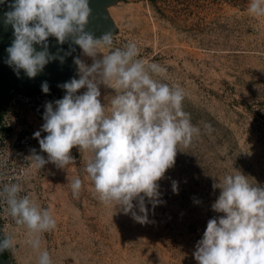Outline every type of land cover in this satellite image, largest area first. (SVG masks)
I'll return each instance as SVG.
<instances>
[{
  "label": "rangeland",
  "instance_id": "1",
  "mask_svg": "<svg viewBox=\"0 0 264 264\" xmlns=\"http://www.w3.org/2000/svg\"><path fill=\"white\" fill-rule=\"evenodd\" d=\"M249 4L123 0L108 7L115 32L113 47L106 51L135 42L139 58L166 68L164 76L154 78L184 89L183 110L201 132L189 147H180L174 167L158 182L162 202L154 210L148 205L145 224L99 199L85 171L89 154L74 147L75 165L60 169L47 163L51 176L42 187L32 181L27 195L53 210L56 228L42 235L53 264H198L197 242L208 221L223 215L212 209L221 191L213 185L238 170L264 187V17L250 14ZM80 50L91 65L92 58ZM100 91L107 106L115 90L101 85ZM57 95L62 99L65 94ZM205 124L212 125L211 133ZM45 135L41 131V138ZM75 176L83 182L78 196L68 183ZM10 231L16 241L6 251L10 263L38 264L27 229L16 224Z\"/></svg>",
  "mask_w": 264,
  "mask_h": 264
},
{
  "label": "clouds",
  "instance_id": "2",
  "mask_svg": "<svg viewBox=\"0 0 264 264\" xmlns=\"http://www.w3.org/2000/svg\"><path fill=\"white\" fill-rule=\"evenodd\" d=\"M11 9L4 14V23L11 25L14 36L6 49V63L18 76L23 70L35 78L57 59L63 64L76 51L71 44L93 61L88 65L79 55L73 56L77 75L58 85L65 90L62 99L45 103L44 123L33 136L47 159L32 149L27 158L31 167L75 165L71 150L76 147L89 154L85 171L99 199L130 213L141 224L148 223V205L154 210L162 202L158 182L174 167L180 147H189L201 132L183 110L184 89L155 79L167 69L139 58L135 42L106 51L113 47V33L96 37L85 30L92 12L89 0H13ZM248 12L264 17V0H250ZM49 37H55L59 45L71 38V44L67 50L57 48L51 53ZM98 54L102 55L98 58ZM101 85L116 93L107 106L100 100ZM41 88L49 93L47 81ZM81 89L86 91L78 94ZM204 128L213 131L211 124ZM41 131L47 133L43 138ZM5 160L0 155V168ZM4 179L0 174V214L10 215L27 229V243L39 253L38 264H53L49 251L42 247V235L56 228L53 210L21 195L20 183H4ZM68 183L78 196L81 178L75 176ZM213 187L221 191L212 209L223 215L208 221L197 242L194 257L198 264H264V187L250 183L238 170ZM172 189L178 191L177 181L172 182ZM15 244L11 236L0 239V252L14 249Z\"/></svg>",
  "mask_w": 264,
  "mask_h": 264
},
{
  "label": "built area",
  "instance_id": "3",
  "mask_svg": "<svg viewBox=\"0 0 264 264\" xmlns=\"http://www.w3.org/2000/svg\"><path fill=\"white\" fill-rule=\"evenodd\" d=\"M58 99V95L50 90L46 94L42 89L32 92L15 89L0 105V155L6 158L0 174L5 178L4 183H20L21 195H27L28 185L37 173V169L31 167V160L27 159L38 141L33 136L36 124L44 123L45 103ZM14 225V218L0 214V233L5 237L11 234Z\"/></svg>",
  "mask_w": 264,
  "mask_h": 264
},
{
  "label": "water",
  "instance_id": "4",
  "mask_svg": "<svg viewBox=\"0 0 264 264\" xmlns=\"http://www.w3.org/2000/svg\"><path fill=\"white\" fill-rule=\"evenodd\" d=\"M123 0H89V6L92 12L89 16L88 24L85 26L86 31L92 32L96 37H100L103 33L111 31L115 32V26L111 17L108 16V7ZM13 0H5V3L0 4V104L5 102L9 94L19 89L22 91L32 92L41 88L44 81L49 84V90L56 94H65V90L58 85L69 81L75 76L77 66L73 63V56L78 55V45L71 44V38L63 45H59L55 37H49L48 43L50 45V52L56 53L57 48H63L67 50L71 44V47L75 48L71 56H67L63 64L59 59L50 61L35 78H29L20 70L19 76L14 72L13 68L7 63L8 53L6 49L11 45L14 36L11 25L5 24L4 14L11 11V4ZM37 50H41V46L35 45ZM63 55V53H59ZM1 239V238H0ZM0 264H11L6 250L0 252Z\"/></svg>",
  "mask_w": 264,
  "mask_h": 264
},
{
  "label": "crops",
  "instance_id": "5",
  "mask_svg": "<svg viewBox=\"0 0 264 264\" xmlns=\"http://www.w3.org/2000/svg\"><path fill=\"white\" fill-rule=\"evenodd\" d=\"M37 152L40 153L41 150L37 148ZM41 155H43L46 159L44 152H41ZM50 174H51V167H49V165L46 164L42 169L37 170L36 176L33 181L34 183H37L41 185L42 187L44 181L47 180L51 176Z\"/></svg>",
  "mask_w": 264,
  "mask_h": 264
},
{
  "label": "trees",
  "instance_id": "6",
  "mask_svg": "<svg viewBox=\"0 0 264 264\" xmlns=\"http://www.w3.org/2000/svg\"><path fill=\"white\" fill-rule=\"evenodd\" d=\"M17 90H19V89H17ZM1 105V104H0ZM0 238L1 239H3L4 238V236L2 235V233H0ZM7 251V250H6Z\"/></svg>",
  "mask_w": 264,
  "mask_h": 264
},
{
  "label": "bare ground",
  "instance_id": "7",
  "mask_svg": "<svg viewBox=\"0 0 264 264\" xmlns=\"http://www.w3.org/2000/svg\"><path fill=\"white\" fill-rule=\"evenodd\" d=\"M81 51V50H80ZM80 54V53H79Z\"/></svg>",
  "mask_w": 264,
  "mask_h": 264
}]
</instances>
